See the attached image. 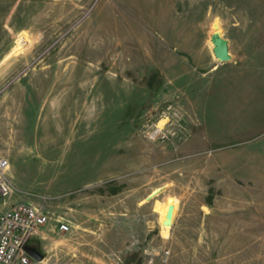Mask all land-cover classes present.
Returning a JSON list of instances; mask_svg holds the SVG:
<instances>
[{
    "label": "rangeland",
    "instance_id": "374dc122",
    "mask_svg": "<svg viewBox=\"0 0 264 264\" xmlns=\"http://www.w3.org/2000/svg\"><path fill=\"white\" fill-rule=\"evenodd\" d=\"M15 7L0 25L8 202H46L74 264H264V57L249 66L244 37L264 43V0Z\"/></svg>",
    "mask_w": 264,
    "mask_h": 264
},
{
    "label": "built area",
    "instance_id": "2783aa9c",
    "mask_svg": "<svg viewBox=\"0 0 264 264\" xmlns=\"http://www.w3.org/2000/svg\"><path fill=\"white\" fill-rule=\"evenodd\" d=\"M15 191L8 158L0 156V264H29L27 244L50 218L44 201L8 202ZM57 228L61 232L69 230L60 220Z\"/></svg>",
    "mask_w": 264,
    "mask_h": 264
},
{
    "label": "crops",
    "instance_id": "0c3cea01",
    "mask_svg": "<svg viewBox=\"0 0 264 264\" xmlns=\"http://www.w3.org/2000/svg\"><path fill=\"white\" fill-rule=\"evenodd\" d=\"M29 1L30 0H25V2H29ZM20 2H22V0H0V12H2V14L0 15V20H2L0 25H5L4 11L16 10L15 5H18ZM247 32L248 31L244 30V33ZM244 37L245 40L252 39V42L248 41L246 43V47L249 49H253V53L251 56L249 55L247 60L245 61L246 63L249 64V66H253L255 63L258 62L259 56L264 57V43L256 41L260 37L259 30L252 32V34L249 35L247 33ZM235 80L239 81L238 78H235ZM64 242H65V235L63 232L58 230L56 225L54 224L52 225L51 223L43 225L38 230V232L31 237V239L27 244V247L36 250V252L41 256V259L35 260L31 258L29 264H62V263L74 264L72 262L73 259L69 256L71 250L67 245H64ZM81 264H85V263H81Z\"/></svg>",
    "mask_w": 264,
    "mask_h": 264
},
{
    "label": "water",
    "instance_id": "95a60500",
    "mask_svg": "<svg viewBox=\"0 0 264 264\" xmlns=\"http://www.w3.org/2000/svg\"><path fill=\"white\" fill-rule=\"evenodd\" d=\"M210 42L212 44V53L219 62H226L231 59V55L228 48V40L222 36L221 32H212L210 36ZM149 198L150 196L147 199ZM173 209L174 205L169 204L166 210L165 217L162 220V225L171 226ZM26 251L31 258L35 260L41 259V256L36 252L35 249L26 247Z\"/></svg>",
    "mask_w": 264,
    "mask_h": 264
},
{
    "label": "bare ground",
    "instance_id": "6f19581e",
    "mask_svg": "<svg viewBox=\"0 0 264 264\" xmlns=\"http://www.w3.org/2000/svg\"><path fill=\"white\" fill-rule=\"evenodd\" d=\"M220 27L218 24L215 25L214 27V31H219ZM158 129H159V126H158ZM158 131V130H155V132ZM155 134V133H154ZM169 204H173L174 205V209H173V213H172V218H173V215H174V211H175V203L172 202V201H166L165 203L163 204H155V207L159 210V213H160V222H161V226H163L164 229H168L169 226H164L162 225V220L164 219L165 217V214H166V210H167V207Z\"/></svg>",
    "mask_w": 264,
    "mask_h": 264
}]
</instances>
